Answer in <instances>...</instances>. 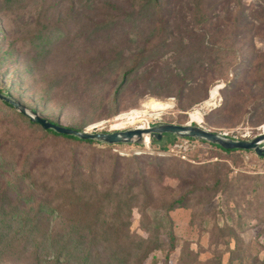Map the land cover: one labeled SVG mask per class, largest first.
Listing matches in <instances>:
<instances>
[{
    "label": "rangeland",
    "instance_id": "1",
    "mask_svg": "<svg viewBox=\"0 0 264 264\" xmlns=\"http://www.w3.org/2000/svg\"><path fill=\"white\" fill-rule=\"evenodd\" d=\"M51 2L14 0L15 4L0 12V88L11 95L4 97L22 103L42 118L67 128L92 130L93 125L105 122L98 133L139 128L140 123L138 127L128 125L124 129L113 130L117 117L138 110H144L153 117L143 119L147 121V127L189 123L199 126L190 120V115L204 109V123L199 127L211 133H229L246 140L264 134V121L257 120L259 113L256 108L260 102L251 100L245 103V96L256 90L258 77L264 78V39L261 37L250 35L236 39L234 34L214 32L210 28L205 37L198 39L199 31L193 20L179 16L170 22L171 29L176 31L175 39L171 46L162 48L161 17L168 11L164 8L157 10L164 3L161 1L159 6L151 8L149 18L133 24L119 23L112 31L93 32L87 22L51 26L50 33L59 35V30L61 38L47 52L40 54L27 40L36 28L27 24L32 16L38 17L40 7ZM114 2L116 8L124 10L120 0ZM172 3L179 12L181 2ZM242 3L248 18L251 11L264 7V0H242ZM259 14L264 15V8ZM95 22L99 23V20ZM12 44L16 52L10 57L7 51ZM126 74L127 88L115 102V93L124 84ZM206 77L211 78L207 86L204 84ZM182 79L188 83V91H182ZM136 85L142 92H134ZM170 86L174 92L169 91ZM217 88L220 92L214 104L218 107L216 109L214 105L207 109L212 92ZM152 100L170 102L172 108L162 114L149 111L145 107ZM236 102L240 104L236 118H233L228 109ZM104 108L107 109L106 114L114 111L118 114L110 119L97 120L105 115L102 114ZM15 115V111L0 103V173L3 174V185L17 182L22 172L36 165L38 151L44 142L49 143V153L56 152L60 143L87 146L48 135L41 128L18 120ZM146 138L150 140L149 156H163L160 155L165 154L160 151L161 147L171 144V141L154 144L153 137L148 135L145 136L146 145L149 144ZM179 139L166 155L184 161L171 162L177 165V172L196 174V177L184 181L166 178L160 182L154 192L155 206L150 210V216H157L165 229L174 230L178 248L169 260L167 250L157 251L145 264H217L221 257V264H264V192L251 190L253 186H250L255 183L264 185V158L253 151L224 153L204 141H189L191 146L185 151L176 146L188 142V138ZM144 143L112 145L111 151L131 157L140 148L145 149ZM38 167L33 172L36 179L49 187H57L44 175L51 170L46 171L43 164ZM210 169L230 172V179L236 177L239 185L234 190H227V185H224L216 194L213 192V180H207L201 173ZM249 181L253 182L249 184ZM28 183H19L17 191H22L25 199L39 201L40 190L30 188ZM187 193H194L188 207L165 215L163 205L171 198ZM14 198L20 199L16 193ZM36 206L35 203L25 205L16 202L14 212L32 215L41 231H49L50 235L59 233L61 229L54 225L58 218L53 219L48 229L45 221L34 217ZM71 210L76 213L75 207L71 206ZM60 226L69 231L76 227L70 222ZM140 226L141 217L135 210L131 231L144 235ZM220 228L233 237L229 246H222L224 238L219 236ZM19 230L25 228L14 226L13 231ZM26 236L22 234V238L15 240L10 238L0 246V264H41L31 259L41 234L32 239ZM164 237L167 240V236Z\"/></svg>",
    "mask_w": 264,
    "mask_h": 264
},
{
    "label": "trees",
    "instance_id": "2",
    "mask_svg": "<svg viewBox=\"0 0 264 264\" xmlns=\"http://www.w3.org/2000/svg\"><path fill=\"white\" fill-rule=\"evenodd\" d=\"M50 1L52 4L40 7L37 10L39 11L38 17L32 16L30 18L32 23L27 24L29 27L36 28V32L31 33V37L27 40L40 54L47 52L61 38L59 30V35L50 33L51 26L58 27L68 23L77 25L87 22L93 32L112 31V28L119 23L131 22L133 24L140 19L149 18L151 8L159 6L161 1L164 3L157 10L164 8L169 14L165 11V16L161 17L163 41L160 46H163L162 48L171 46V41L175 39L174 32L176 31L171 29L170 22L174 20L172 18L177 20L179 16L193 20L199 31L196 35L198 39L205 37L210 28L214 32L234 34L236 39H243L250 35L264 39V15L259 14L264 7L260 6L256 11H251L252 14L248 18L242 0H120L125 6L124 10L116 8L114 0ZM172 2H181L182 7L179 12L176 11ZM13 3L14 0H0V12ZM97 19L99 23L95 22ZM14 52L16 49L12 44L7 54L13 57ZM126 76L128 74L124 76V84L115 93V102L127 88ZM210 79L206 77L205 86L209 84ZM139 88V85H136L134 92H142ZM188 89V83L182 79V91H188ZM169 91L174 92L172 86L169 87ZM0 95L11 96L1 88ZM245 98V103L251 100L260 102L256 108V112L259 113L257 120L264 121V78L258 77L256 90ZM0 103L15 111L18 120H24L31 127H39L48 135L57 138L87 145L74 146L60 143L58 144L60 148H56V152L49 153V143L44 142L38 151L36 165L22 172L17 182H7L3 185V174L0 173V246L10 238L14 240L22 238V234H26V237L31 239L41 234L37 238L35 250L31 253L32 261L38 260L41 264H78L79 262V264H145L153 253L166 250L167 258L170 259V255L178 248V237L173 229H165L157 216L152 218L150 210L155 206L154 192L160 182L166 178L184 181L196 177V174L186 175L177 172L175 170L177 165L171 162L184 163V161L176 156L166 155L176 140H180L179 138L167 134L160 142L153 140L154 144L171 141L169 146L161 147L160 151L165 153L163 156L133 154L131 157H125L112 153V145L44 129L42 125L32 122L28 117L19 113L11 103L1 97ZM239 104L236 102L228 109L233 118H236L235 114ZM106 112L107 109L104 108L102 114L105 113V115L97 120L110 119L118 114L117 111L107 114ZM51 123L59 125L55 122ZM70 129L85 131L81 128ZM188 141L199 143L189 138ZM210 145L228 154L243 152L237 149L227 150L216 144ZM40 164H43L46 171L51 170L50 173L46 172L44 175L57 187H49L46 183H41L36 179L33 172L39 168ZM201 173L206 175L207 180H213V192L216 194L221 192L224 185H227V190L229 188L234 190V187L239 185L237 178L230 179L228 175L230 172L225 173L224 170L210 169ZM26 181L29 182L30 188L40 190L39 201L25 199L23 192L17 191L19 183L24 184ZM252 182L249 181V184ZM250 186H253L251 190L264 192L263 184L255 183ZM14 193L20 199L15 200ZM193 195L194 193H187L171 198V201L162 207L165 215L177 209L187 208ZM16 202H22L25 205L37 204L33 209L34 217L45 221L48 229L58 218L59 221H55L54 225H57L56 228L61 229L62 232L59 230L56 235H50L49 231L39 230L32 215L23 216L14 212ZM71 206L76 208V213L71 210ZM135 210H138L140 214V229L144 235L134 234L131 231ZM167 218L170 222L169 216ZM64 222L75 224L76 227L69 231L60 226ZM19 225L25 230L13 231L14 226ZM164 236H167V240ZM219 236L224 238L222 246H229L233 237L227 235L223 228L219 229ZM221 261L222 257L217 264H221Z\"/></svg>",
    "mask_w": 264,
    "mask_h": 264
},
{
    "label": "water",
    "instance_id": "3",
    "mask_svg": "<svg viewBox=\"0 0 264 264\" xmlns=\"http://www.w3.org/2000/svg\"><path fill=\"white\" fill-rule=\"evenodd\" d=\"M0 97L1 99L11 103L19 113L28 117L32 122L42 125L44 129H51L59 134L75 136L84 140H95L108 145H142L145 141V136H152L153 140L160 142L165 135L171 134L177 136L178 138L196 139L198 141L220 145L227 150L237 149L243 151H253L257 154V156L264 157V134L249 141H236L223 137L217 133L208 132L207 130L197 125H192L191 123L187 125L159 124L154 127H150L148 125L147 128L98 133L101 125L105 124V122H100L93 125L92 130L76 131L62 125H55L49 122L19 102L12 101L2 95H0ZM92 131H95V133H92Z\"/></svg>",
    "mask_w": 264,
    "mask_h": 264
},
{
    "label": "bare ground",
    "instance_id": "4",
    "mask_svg": "<svg viewBox=\"0 0 264 264\" xmlns=\"http://www.w3.org/2000/svg\"><path fill=\"white\" fill-rule=\"evenodd\" d=\"M219 90H220V88H217L215 91L212 92L211 102L207 104V109H210L211 107H214V105H215L214 102H215V99L218 96V91ZM217 107L218 106H216L215 108L217 109ZM145 108L148 109L149 111H153V112H157V113H161L162 114V112L172 108V103H170V102L163 103V102H160V101L152 100L149 103H147ZM145 117L153 118L147 112H144V110L143 111H139V110L138 111H133L130 114L121 115V116L117 117L114 120L113 124L114 123L115 124L113 126V130H121V129L126 128L128 125L137 126L139 123L141 124V126H139V128H144V127L147 128V121L143 120ZM203 117H205L204 116V109H200V110H196L194 113H192L190 115V120L193 123H197L198 125H201V124L204 123L203 122ZM103 125H101V126H103ZM149 141L150 140L148 138H146V143H149Z\"/></svg>",
    "mask_w": 264,
    "mask_h": 264
},
{
    "label": "built area",
    "instance_id": "5",
    "mask_svg": "<svg viewBox=\"0 0 264 264\" xmlns=\"http://www.w3.org/2000/svg\"><path fill=\"white\" fill-rule=\"evenodd\" d=\"M200 126V125H199ZM209 132V131H208ZM264 133V132H263ZM219 135L223 136V137H226V138H230V139H233V140H236V141H241V140H246V139H243L239 136H235V135H230L229 133H218ZM263 135V134H262ZM261 136V135H259ZM259 136H256V137H259ZM254 137V138H256ZM253 138V139H254ZM246 141H249V140H246ZM150 142V141H149ZM145 144V143H144ZM191 144L190 142H185L183 143L182 145H177L176 147L177 148H184L185 151H187L189 148H190ZM151 151V147H150V143L148 145L145 144V149L143 148H140L139 150H137L136 152H134V154L136 155H142V154H147L148 152ZM160 155H164L163 153L160 154ZM182 158L183 159H186V157L184 155H182Z\"/></svg>",
    "mask_w": 264,
    "mask_h": 264
}]
</instances>
